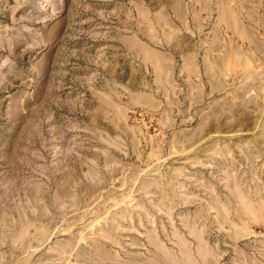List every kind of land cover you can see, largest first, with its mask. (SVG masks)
<instances>
[{
  "label": "rangeland",
  "instance_id": "rangeland-1",
  "mask_svg": "<svg viewBox=\"0 0 264 264\" xmlns=\"http://www.w3.org/2000/svg\"><path fill=\"white\" fill-rule=\"evenodd\" d=\"M226 1L0 0V264H264V0Z\"/></svg>",
  "mask_w": 264,
  "mask_h": 264
},
{
  "label": "crops",
  "instance_id": "crops-1",
  "mask_svg": "<svg viewBox=\"0 0 264 264\" xmlns=\"http://www.w3.org/2000/svg\"><path fill=\"white\" fill-rule=\"evenodd\" d=\"M200 1V3H202L205 7L207 6L206 0H198ZM217 9H218V13L219 14H225L228 10V5H227V1L226 0H218V3H216ZM196 13H198V11H196Z\"/></svg>",
  "mask_w": 264,
  "mask_h": 264
}]
</instances>
